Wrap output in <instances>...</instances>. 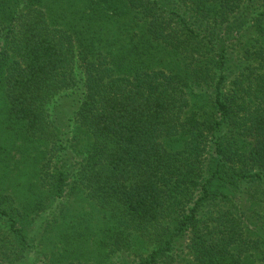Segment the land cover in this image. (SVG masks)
<instances>
[{
	"label": "trees",
	"instance_id": "trees-1",
	"mask_svg": "<svg viewBox=\"0 0 264 264\" xmlns=\"http://www.w3.org/2000/svg\"><path fill=\"white\" fill-rule=\"evenodd\" d=\"M4 135L0 264H264V0H0Z\"/></svg>",
	"mask_w": 264,
	"mask_h": 264
},
{
	"label": "rangeland",
	"instance_id": "rangeland-1",
	"mask_svg": "<svg viewBox=\"0 0 264 264\" xmlns=\"http://www.w3.org/2000/svg\"><path fill=\"white\" fill-rule=\"evenodd\" d=\"M6 136L7 135H4L3 137H2V140H0L2 143H4V144H6L7 143V145H9V140H6ZM4 138H5V141H4ZM7 152L6 151H3L2 152V154H0V155H7L6 154ZM11 155H15V160L16 159H19V168H20V172H21V174H22V176L21 177H27V176H30L31 175V167H30V164H29V162H26V163H24V162H22V160H21V156H20V153L18 152V151H16V150H14L13 152H12V154ZM2 173V175H7V176H10L11 177V179H12V182H8V183H6L5 185H7V186H10V187H12V188H14V187H16V179H18V177L15 175V173H7V170L6 171H4L3 172V168L2 167H0V174ZM27 175V176H26ZM6 180V179H5ZM8 181V180H7ZM15 185V186H14ZM22 195V197L24 198V196H23V194H21ZM73 196V195H72ZM74 196H76V195H74ZM77 198V200H79L80 199V195L79 196H77L76 197ZM71 201H73L74 199L73 198H71L70 199ZM80 204H82V202H78L77 203V207L80 205ZM47 205H49L50 206V203H49V201L47 202ZM46 210L45 209H41V210H39V213H43V212H45ZM71 212L69 213V215L66 217V219H65V221L67 220V221H72V217L74 216V214L72 213L71 215ZM52 216H54V214L52 215ZM70 225H65V224H63V220H61V223L59 224V225H55V228L54 229H49V230H47V231H45V237H44V240H41V234H42V231H43V228L42 229H40V231L39 232H37L38 233V239H40V246H39V249H40V251H41V253L42 254H40L39 255V258L40 259H43L44 257H45V254H47L48 256H56V252L58 251V249H60V248H62V246H63V243H64V241H63V243L61 244V242L59 241V237H57V232L56 231H67V234L68 233H72V232H74V230H72V227H69ZM29 227L30 228H33L34 230H35V228L37 227L34 223H32V222H30L29 223ZM79 231H83L82 230V228L81 227H78L77 228ZM83 239H85V240H88L87 239V237H85V238H83ZM62 240H63V238H62ZM89 241H91V240H89ZM89 243V242H88ZM88 243H83V245L80 247V246H78V248H79V250L80 251H78L77 252V250H74V252H72V255H74V256H76L77 255V253H79V252H82V253H85V255L87 256V258H94L95 256H96V253H95V251H96V249H95V251L94 250H91V243L90 244H88ZM60 247V248H59ZM91 252V253H90ZM37 258H38V256H37ZM38 258V259H39ZM116 256H114L111 260H110V264H113V263H115V261H116Z\"/></svg>",
	"mask_w": 264,
	"mask_h": 264
}]
</instances>
